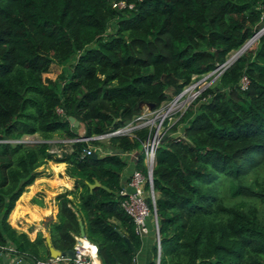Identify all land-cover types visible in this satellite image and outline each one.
<instances>
[{
  "label": "trees",
  "instance_id": "16d2710c",
  "mask_svg": "<svg viewBox=\"0 0 264 264\" xmlns=\"http://www.w3.org/2000/svg\"><path fill=\"white\" fill-rule=\"evenodd\" d=\"M116 1L0 0V264L2 254L49 258L41 233L31 241L8 221L49 161L75 178L74 190L57 198L52 246L72 249L81 218L102 264H135L140 237L119 191L124 155L137 152L135 169L146 173L141 141L149 130L106 143L81 139L122 128L144 105L158 109L168 91L179 95L220 70L156 150L159 264H264V33L224 65L264 27V0H123L132 7L121 9ZM52 66L63 69L54 79L45 76ZM54 133L75 141L56 154ZM35 134L40 141L22 142ZM100 144L123 155L85 154ZM152 253L156 264V243Z\"/></svg>",
  "mask_w": 264,
  "mask_h": 264
},
{
  "label": "built area",
  "instance_id": "2783aa9c",
  "mask_svg": "<svg viewBox=\"0 0 264 264\" xmlns=\"http://www.w3.org/2000/svg\"><path fill=\"white\" fill-rule=\"evenodd\" d=\"M113 7L121 9L124 7L130 8L132 7V5H126L123 0H119L113 3ZM247 84V77L242 76L240 80L241 89H245L247 87ZM183 93L184 92H181L175 98L173 106H176ZM57 112L62 114V109L57 108ZM169 112V108L167 109V111H163V107L155 110L146 109V111H144V113L142 112L133 122L128 123L122 128L116 129L105 135L81 139L88 141L108 139L111 136L117 135L133 136L134 130L140 128H148L149 132L147 137L141 141V151L143 153L146 173L138 169L133 170L130 176L127 178L126 187H122L119 191V194L122 196L120 206L122 210L130 217L136 235L142 237L149 232L147 220L149 217L152 218L155 243L158 249L156 264H159L160 234L158 218L156 214V193L153 187L152 170L156 161V150L163 137L166 135L169 126L171 125L169 124ZM166 121L167 124L165 123ZM73 141L75 140H69L70 143H72ZM96 151L97 150L94 147H87L84 152L85 154L90 155L95 153ZM145 187L147 188L145 189ZM148 200H150V202ZM60 261H64L67 264H100L97 256L96 246H93L86 239V237H80L79 235L75 238L73 258L49 257L47 260H36L34 264H56Z\"/></svg>",
  "mask_w": 264,
  "mask_h": 264
},
{
  "label": "crops",
  "instance_id": "0c3cea01",
  "mask_svg": "<svg viewBox=\"0 0 264 264\" xmlns=\"http://www.w3.org/2000/svg\"><path fill=\"white\" fill-rule=\"evenodd\" d=\"M77 125L75 127H77ZM77 133L80 135L83 134V128L81 126L77 128ZM65 141L69 142V140ZM94 148L98 151L100 156L112 153L111 146L109 145L100 144ZM124 156H126L129 165L122 174L121 187L123 188L126 187L127 178L130 176L132 171L135 170L134 164L137 157V152H131ZM59 164L62 163H54V165ZM63 164V166L39 167L41 175H39V177H37L34 182L27 187L26 191L22 193V195L17 200L14 209L9 215L8 221L11 226H13L18 232L26 233L31 241H33L40 233L44 238L45 244L47 237H49L51 240L49 225L50 223L57 221V198L66 191L74 190L75 178L69 176L66 173V164ZM68 197L73 199L72 195H68ZM76 202L77 200L73 199L75 210ZM147 223L149 232L146 235L140 237L141 244L135 256V264H149L153 258L152 247L155 243V237L151 217L148 218ZM74 238H76V236ZM5 256L8 264H12V262L18 258L8 254H5ZM99 263L102 264L100 259ZM18 264H30V261L28 259H21ZM58 264L67 263L60 261Z\"/></svg>",
  "mask_w": 264,
  "mask_h": 264
},
{
  "label": "rangeland",
  "instance_id": "374dc122",
  "mask_svg": "<svg viewBox=\"0 0 264 264\" xmlns=\"http://www.w3.org/2000/svg\"><path fill=\"white\" fill-rule=\"evenodd\" d=\"M254 44V42L250 45L252 46ZM249 46V47H250ZM248 47V48H249ZM247 48V49H248ZM235 54V52H233L229 58L233 57V55ZM228 58V59H229ZM221 68V67H220ZM61 70H63L61 67H57V66H52L51 70L48 74H46L45 76L51 79H54L60 72ZM222 70H220L219 72H211L208 73L207 75H205L204 77H202L201 79L194 81L192 84H190L188 87H186L182 92H184L179 101L177 102L176 106H173V103L175 101V98L178 95H172L171 91H168V94L170 95V99L167 100L166 102L163 103V105L161 107H163V111H167V109H170V112L168 114V117H170L169 119V124L174 123L178 117L179 114L185 110V108L187 107L188 104H190L198 95L199 93L205 89L206 87L210 86L212 83H214L215 79L218 77V75L221 73ZM172 108V109H171ZM142 112L144 113V111H146V109L149 110V108L147 107V105H144L142 107ZM52 141L50 140L49 143H51V148L50 151L55 152L56 154H60V144L62 143L63 145L68 146L70 144V142L65 141V139L63 138V136H61L59 133H54L52 135ZM41 140V136L39 134H35V135H27L24 137L22 142H26V143H33L36 141H40ZM107 139H102L100 140L102 143H106ZM59 141V142H56ZM101 154V153H100ZM124 158L126 159V156H124ZM64 164H59V165H54V162L50 161L47 162L45 165L43 166H63ZM146 189V187H145Z\"/></svg>",
  "mask_w": 264,
  "mask_h": 264
},
{
  "label": "water",
  "instance_id": "95a60500",
  "mask_svg": "<svg viewBox=\"0 0 264 264\" xmlns=\"http://www.w3.org/2000/svg\"><path fill=\"white\" fill-rule=\"evenodd\" d=\"M263 33H264V27L260 31L255 33L254 36H252V38H250L239 50H237L235 52V54L233 55V57L227 59V61H226V63L224 65H226V67H227V66L231 65L234 61H236L239 58V56H241L247 50V48L250 46V44H251L250 41L254 40L255 36H257L256 39H258ZM147 107L149 108V110H152L154 108V104L148 103ZM69 119L72 122L74 121L72 117H70ZM77 124H78V122H74V126H76ZM179 135H180V133L176 132V133L171 134V137H177ZM166 137L167 136L165 135L163 137L162 141ZM111 149H112V147H111ZM112 153H114V154L115 153L122 154V150H119V149L118 150H113L112 149ZM93 157H96L95 153H93ZM89 186H90V188H93V187L99 186V184H98V182H94L93 184H90ZM78 224H79V236L80 237H85L84 225H83V222H82L81 219L78 220ZM122 236H123V239L125 240V242L127 243V245L130 247V249L133 252H136V248L132 245L130 240L126 236H124V235H122ZM46 244H47V247H48V250H49V257L50 258H58V257L73 258V256H74V247L72 249H69V250L59 251V250L55 249L52 246V243H51V240H50L49 237L46 238ZM1 256H2L3 263L4 264H8L5 254H2ZM21 259H23V258L22 257H18L14 262H12V264H17ZM30 264H34V262L30 260Z\"/></svg>",
  "mask_w": 264,
  "mask_h": 264
},
{
  "label": "bare ground",
  "instance_id": "6f19581e",
  "mask_svg": "<svg viewBox=\"0 0 264 264\" xmlns=\"http://www.w3.org/2000/svg\"><path fill=\"white\" fill-rule=\"evenodd\" d=\"M256 38H257V36L254 37V40H251V41H250L251 44L253 43V41H255ZM251 44H250V45H251ZM92 245H93V244H92ZM93 246H94V245H93Z\"/></svg>",
  "mask_w": 264,
  "mask_h": 264
}]
</instances>
